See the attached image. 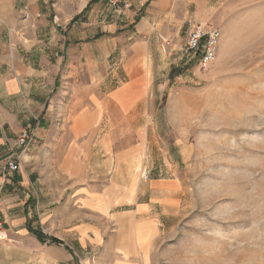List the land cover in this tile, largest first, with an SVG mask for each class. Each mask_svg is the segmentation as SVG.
Returning <instances> with one entry per match:
<instances>
[{
	"label": "rangeland",
	"instance_id": "374dc122",
	"mask_svg": "<svg viewBox=\"0 0 264 264\" xmlns=\"http://www.w3.org/2000/svg\"><path fill=\"white\" fill-rule=\"evenodd\" d=\"M87 1L0 0V79L32 55V43L59 42L58 26L69 27ZM149 1L143 0L145 7ZM178 3L183 24L169 35L172 70L166 73L158 63L155 84L130 112L141 118L142 131L130 178L167 180L179 194L178 211L144 253V264H264V0ZM197 22L222 33L218 60L206 70L183 53L187 31ZM158 37L160 49L168 50ZM60 52L59 43L50 48L56 59ZM57 94L50 112L26 108L22 114L30 129L36 124L31 114L41 121L37 142L22 155L21 173L34 172L40 202L74 200L88 189L82 179L92 178L86 170L91 150L83 147V136L91 127L104 130L105 120L118 114L103 103L81 109L73 91L65 98ZM63 115L73 118V138H47L49 130H67ZM90 115L93 124L81 121ZM8 128L9 139L18 140L20 134Z\"/></svg>",
	"mask_w": 264,
	"mask_h": 264
},
{
	"label": "crops",
	"instance_id": "0c3cea01",
	"mask_svg": "<svg viewBox=\"0 0 264 264\" xmlns=\"http://www.w3.org/2000/svg\"><path fill=\"white\" fill-rule=\"evenodd\" d=\"M90 1L69 27L58 26L59 42L55 38L45 47L32 43V55L19 59L15 73L0 79V167L19 154L7 125L19 134L30 129V119L22 115L25 109L50 112L57 105V93L65 98L73 91L81 109L103 103L114 106L118 114L105 120L104 130L91 127L83 136V147L91 150L86 170L92 178L82 179L88 182L82 187L88 189L74 200L70 196L40 202L35 199L34 172L31 177L22 172L12 176L14 188L1 195L6 227L0 232V264H144V253L169 215L178 211L179 194L173 184L154 177L139 182L130 178L142 137L137 129L141 118L130 112L155 84L158 63L166 73L172 70L169 35L182 27L184 6L179 0H150L140 10L138 2L143 0H131L133 8L120 15L106 0L85 11ZM158 36L168 43V50L160 49ZM56 43L61 49L57 59L50 53ZM62 118L67 130H49L47 138H73L72 116ZM81 121L95 120L90 115ZM29 225L61 244L40 242L28 231Z\"/></svg>",
	"mask_w": 264,
	"mask_h": 264
},
{
	"label": "built area",
	"instance_id": "2783aa9c",
	"mask_svg": "<svg viewBox=\"0 0 264 264\" xmlns=\"http://www.w3.org/2000/svg\"><path fill=\"white\" fill-rule=\"evenodd\" d=\"M106 1L120 15L133 8L131 0ZM138 6L141 10L146 6V2L139 1ZM221 40L222 33L218 28L202 22L194 23L187 31L183 53L191 60H195L202 69L206 70L217 62ZM34 121L36 123L34 127L32 129H23L20 132L19 139L16 140L18 149L22 150V152L14 157L7 158L0 167V232H4L6 227L1 195L8 189L14 188L11 178L22 172L23 153L27 152L37 142L41 121L36 116H34ZM147 177L148 175L144 174L143 178L147 179Z\"/></svg>",
	"mask_w": 264,
	"mask_h": 264
},
{
	"label": "trees",
	"instance_id": "16d2710c",
	"mask_svg": "<svg viewBox=\"0 0 264 264\" xmlns=\"http://www.w3.org/2000/svg\"><path fill=\"white\" fill-rule=\"evenodd\" d=\"M96 2H98V0H93L90 4H89V6L86 8V10L85 11H87L89 8H90V6L92 5V4H94V3H96ZM74 21H76V20H74ZM28 231L30 232V233H32L40 242H42V243H46L47 241H49L50 242V244H53V245H59V244H61V242L59 241V240H57L56 238H49V237H47V236H45L43 233H42V231H40V230H33L32 228H31V226L29 225L28 226Z\"/></svg>",
	"mask_w": 264,
	"mask_h": 264
}]
</instances>
